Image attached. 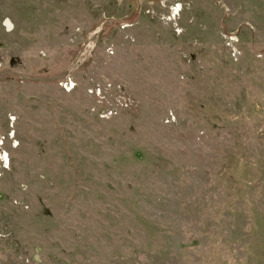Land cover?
Masks as SVG:
<instances>
[{
  "label": "rangeland",
  "instance_id": "obj_1",
  "mask_svg": "<svg viewBox=\"0 0 264 264\" xmlns=\"http://www.w3.org/2000/svg\"><path fill=\"white\" fill-rule=\"evenodd\" d=\"M0 264H264V0H0Z\"/></svg>",
  "mask_w": 264,
  "mask_h": 264
},
{
  "label": "bare ground",
  "instance_id": "obj_2",
  "mask_svg": "<svg viewBox=\"0 0 264 264\" xmlns=\"http://www.w3.org/2000/svg\"><path fill=\"white\" fill-rule=\"evenodd\" d=\"M177 10H178V9L174 7V12H177ZM11 119L14 120L15 117L13 116ZM13 131H14V130H13ZM11 132H12V131H11ZM12 134H13V133H12ZM15 145H18V143H16ZM6 156H7V155H6ZM7 158L9 159V157H7ZM7 158H6V157H3V160H6V162H9V161H7V160H8ZM4 162H5V161H4Z\"/></svg>",
  "mask_w": 264,
  "mask_h": 264
},
{
  "label": "built area",
  "instance_id": "obj_3",
  "mask_svg": "<svg viewBox=\"0 0 264 264\" xmlns=\"http://www.w3.org/2000/svg\"><path fill=\"white\" fill-rule=\"evenodd\" d=\"M235 54H236V52H235Z\"/></svg>",
  "mask_w": 264,
  "mask_h": 264
}]
</instances>
